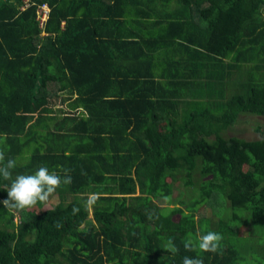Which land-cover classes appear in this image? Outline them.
I'll use <instances>...</instances> for the list:
<instances>
[{
  "label": "trees",
  "instance_id": "trees-1",
  "mask_svg": "<svg viewBox=\"0 0 264 264\" xmlns=\"http://www.w3.org/2000/svg\"><path fill=\"white\" fill-rule=\"evenodd\" d=\"M263 10L264 0H0V148L24 158L12 178L41 165L72 176L47 210L0 203V264H264V133H228L264 117ZM10 183L0 178V201ZM207 231L222 234L216 253L184 248Z\"/></svg>",
  "mask_w": 264,
  "mask_h": 264
},
{
  "label": "clouds",
  "instance_id": "clouds-1",
  "mask_svg": "<svg viewBox=\"0 0 264 264\" xmlns=\"http://www.w3.org/2000/svg\"><path fill=\"white\" fill-rule=\"evenodd\" d=\"M14 158L5 159V151L0 148V178L5 181H11L10 187H7V198L0 203L4 208L12 210H23L31 208L37 203H47L49 198L56 192L61 185H70L72 183L71 169H66L58 165L59 172L50 171L46 165H41L34 174H19L12 178V170L16 167ZM63 173V175H61ZM162 198L167 200V196ZM100 193H89L83 204L85 209H91L100 199ZM80 211L79 207L73 206L72 213L75 215ZM60 221H54L53 227L60 229ZM223 239L222 234L215 231H207L206 234L200 235L198 240L194 241L189 237L184 243V248L188 251L199 250L205 253H216L219 249L220 242ZM164 250L168 253L178 251L172 239H169L164 245ZM182 264H204L202 258L188 257L183 258Z\"/></svg>",
  "mask_w": 264,
  "mask_h": 264
},
{
  "label": "rangeland",
  "instance_id": "rangeland-1",
  "mask_svg": "<svg viewBox=\"0 0 264 264\" xmlns=\"http://www.w3.org/2000/svg\"><path fill=\"white\" fill-rule=\"evenodd\" d=\"M264 14V10H263ZM259 130H256V129ZM229 135L236 136L238 138L244 139V140H257L263 137L262 133H264V117H256V116H245L238 119L236 124L229 129L228 131ZM29 150L26 149L25 152ZM21 160L23 161L24 158L21 156L17 159V162L20 163ZM27 160V159H26ZM175 196H180V198H183L186 202H188V199L193 194L191 188L185 189L184 186L181 184H177L174 191ZM57 203V198L54 196H51L49 198V201L47 203H44L43 210H47L54 206ZM154 203H156L158 206L165 207L167 202L165 199L158 198L154 200ZM212 206V205H211ZM210 206L206 208V211L212 210V207ZM172 207V206H171ZM30 209V208H26ZM202 213V212H201ZM210 216V213H208ZM89 218H92V211L90 209ZM214 220H217L216 217L213 218ZM15 223H19V216L16 215ZM247 230V229H244ZM244 232V231H243Z\"/></svg>",
  "mask_w": 264,
  "mask_h": 264
},
{
  "label": "built area",
  "instance_id": "built-area-1",
  "mask_svg": "<svg viewBox=\"0 0 264 264\" xmlns=\"http://www.w3.org/2000/svg\"><path fill=\"white\" fill-rule=\"evenodd\" d=\"M48 12H49V9L46 5L38 9L37 15H38V19L40 20L41 25L46 21Z\"/></svg>",
  "mask_w": 264,
  "mask_h": 264
}]
</instances>
